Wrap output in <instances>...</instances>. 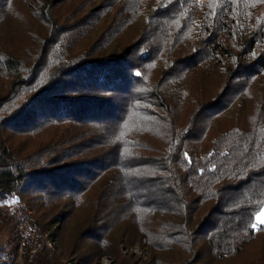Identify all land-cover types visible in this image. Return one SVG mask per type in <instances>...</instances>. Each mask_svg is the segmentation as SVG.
I'll return each mask as SVG.
<instances>
[{"label":"trees","instance_id":"1","mask_svg":"<svg viewBox=\"0 0 264 264\" xmlns=\"http://www.w3.org/2000/svg\"><path fill=\"white\" fill-rule=\"evenodd\" d=\"M5 25L34 36H0V225L18 264H62L33 252L52 227L81 264L109 244L119 259L123 234L149 264H264V0H0ZM113 215L131 234L106 232Z\"/></svg>","mask_w":264,"mask_h":264},{"label":"rangeland","instance_id":"2","mask_svg":"<svg viewBox=\"0 0 264 264\" xmlns=\"http://www.w3.org/2000/svg\"><path fill=\"white\" fill-rule=\"evenodd\" d=\"M18 25H21L20 23ZM26 29H23V27H14V26H8L5 25L0 33V36L2 37L3 41L7 46H12V44L16 43L13 49H20V48H26L25 44L27 41H31L34 36H32L31 32L27 33L25 31ZM39 34L37 36L38 40ZM37 42V41H36ZM28 44V42H27ZM36 46V44H35ZM185 106V105H184ZM181 106V107H184ZM150 110H153V105L152 103H144L141 106V114L148 115ZM182 119H185L184 111L182 110L181 112ZM158 135V133H156ZM150 140L154 144H158L159 139L155 137H151ZM134 150H132L133 152ZM146 170L144 172L139 173V175H146ZM150 173V172H149ZM153 174V173H152ZM146 186V185H145ZM153 190V189H152ZM154 192V190H153ZM145 193L149 194V190H145ZM9 209L12 210V204H8ZM264 209V208H263ZM91 211V202L89 199H84L83 202L80 204L77 213L72 217L71 225H75L83 220V216H87L88 213ZM261 212V211H260ZM259 212V213H260ZM258 213V214H259ZM257 214V216H258ZM256 216V222L255 224L261 225V223L258 222ZM121 220L117 218V215H113L108 217L106 220H104L103 226H105V230L111 231V236L112 233L114 232H119L122 234L123 229L120 225ZM45 224V223H44ZM121 227L122 229L117 230L118 227ZM53 229L49 230L46 232L44 235L43 241L41 243H37L35 249H33V252L37 251L39 248L43 246L45 243L46 246L50 249L51 253L56 254L57 256L62 259V264H81V261L78 259V255L74 253V251L71 248V244L66 243L65 241H68V237L64 236H59L61 233L57 232L55 228L57 227H52ZM15 230L13 225L11 224V221H4L0 225V264H5L4 262L9 261V264H18L20 261V255H21V250L18 249V251L15 250L14 244L15 242L12 240H15L16 238H19V235L15 233ZM125 233H130L129 230H125ZM26 232L28 234L33 233V229H31L29 226L26 229ZM58 239H57V237ZM125 234L122 235V239H120L119 243V248L120 252L119 253L122 257V261L125 264H149L151 257H152V249L146 245L142 244L140 241H135L134 243H131L129 246H127L124 242ZM56 239V240H55ZM17 243V241H16ZM109 245H104L99 251L96 252V257L91 260V262L86 263V264H120L121 262H118L119 259L115 258V256L112 253H108L107 247ZM94 246V243L91 241H83V249H89ZM16 254L13 255V253Z\"/></svg>","mask_w":264,"mask_h":264},{"label":"snow or ice","instance_id":"3","mask_svg":"<svg viewBox=\"0 0 264 264\" xmlns=\"http://www.w3.org/2000/svg\"><path fill=\"white\" fill-rule=\"evenodd\" d=\"M137 75H139V73H137ZM12 202L14 203L15 201ZM257 220L259 223L264 224V209H262L261 212L258 214ZM252 227L256 228L257 224H253Z\"/></svg>","mask_w":264,"mask_h":264}]
</instances>
